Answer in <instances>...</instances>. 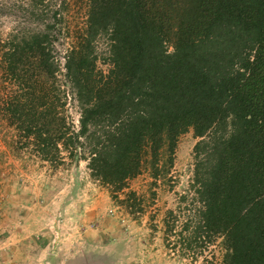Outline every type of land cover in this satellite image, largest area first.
<instances>
[{
	"label": "trees",
	"instance_id": "1",
	"mask_svg": "<svg viewBox=\"0 0 264 264\" xmlns=\"http://www.w3.org/2000/svg\"><path fill=\"white\" fill-rule=\"evenodd\" d=\"M84 1L63 83L49 37L59 6L42 30L5 42L1 63L23 87L7 120L41 159H86L94 179L117 189L147 156L155 167L163 146L171 162L191 129L193 177L165 214L167 235L181 216V257L217 242L216 264H264V0ZM63 85L77 101L76 125L62 110Z\"/></svg>",
	"mask_w": 264,
	"mask_h": 264
},
{
	"label": "rangeland",
	"instance_id": "2",
	"mask_svg": "<svg viewBox=\"0 0 264 264\" xmlns=\"http://www.w3.org/2000/svg\"><path fill=\"white\" fill-rule=\"evenodd\" d=\"M46 1L49 6L39 10L32 0H0V55L7 40L45 28L59 6L63 16L49 28V37L57 38L52 52L59 62V84L64 79L66 50L85 29L86 5L84 0ZM104 46L102 40L97 41L99 52ZM98 66L106 68L101 63ZM14 79L0 57V264L219 262L217 242L194 260L181 257L175 235L181 216L171 227L175 233L165 231L167 210L177 211L179 195L190 189L193 146L198 140L191 129L178 136L171 162L163 146L155 167L147 156L139 173L117 189L94 179L86 159L70 160L62 152L63 160L55 163L41 159L25 145L22 133L7 120L11 96L23 89ZM63 90V113L76 125L77 101L68 85L58 91L60 96ZM126 197L130 201L124 203Z\"/></svg>",
	"mask_w": 264,
	"mask_h": 264
}]
</instances>
